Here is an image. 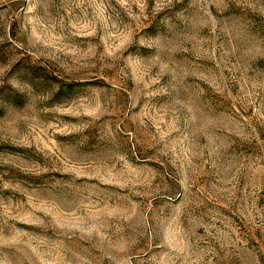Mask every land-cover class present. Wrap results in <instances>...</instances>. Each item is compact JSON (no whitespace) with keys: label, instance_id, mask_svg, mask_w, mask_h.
<instances>
[{"label":"rangeland","instance_id":"1","mask_svg":"<svg viewBox=\"0 0 264 264\" xmlns=\"http://www.w3.org/2000/svg\"><path fill=\"white\" fill-rule=\"evenodd\" d=\"M0 264H264V0H0Z\"/></svg>","mask_w":264,"mask_h":264}]
</instances>
